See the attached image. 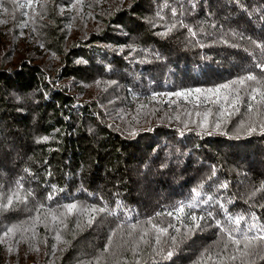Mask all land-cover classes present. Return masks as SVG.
<instances>
[{
	"label": "trees",
	"instance_id": "obj_1",
	"mask_svg": "<svg viewBox=\"0 0 264 264\" xmlns=\"http://www.w3.org/2000/svg\"><path fill=\"white\" fill-rule=\"evenodd\" d=\"M26 3L4 0L0 8V206L14 192L21 197L0 207L5 264H196L206 252H224L226 237L207 212L222 224L244 215L264 225V104L249 110L254 102L243 90L231 116L208 93L154 99L142 109L136 101L216 88L249 70L260 75L254 64L264 60L257 47L264 46V0H83L75 8V0H33L19 7ZM19 41L26 46L18 52ZM34 47L47 55L43 61ZM86 87L94 94L79 100ZM249 126L257 129L250 135ZM192 201L197 216H206L192 232L187 216L183 223L156 216ZM72 202L108 211L90 214L91 224L90 215L76 213L63 217L66 228L53 222L50 213ZM150 218L180 231L170 228L157 243ZM10 227L20 231L3 237ZM247 261L264 264L260 255Z\"/></svg>",
	"mask_w": 264,
	"mask_h": 264
},
{
	"label": "snow or ice",
	"instance_id": "obj_2",
	"mask_svg": "<svg viewBox=\"0 0 264 264\" xmlns=\"http://www.w3.org/2000/svg\"><path fill=\"white\" fill-rule=\"evenodd\" d=\"M83 0H75V3L71 5L72 8H75L77 5L82 4ZM4 0H0V8L3 7ZM12 3H16V0H12ZM33 0H27L26 4H20L19 7L25 8L32 6ZM4 11H8L7 8H4ZM191 35L195 36V32H191ZM257 47H260L262 51H264V46L257 45ZM254 68L260 70V75L255 74L252 70H249L246 75L241 76L235 80L230 81L227 84L220 85L216 88H210V89H189L186 92H176L172 93L171 95L177 96V97H183L184 99H188L190 95L193 93L202 94V93H208L209 95L215 96V103H223L227 105V108H224L221 111V115H227L231 116L234 114L235 111H237V105L241 102V90L245 92V94L250 98L253 104H249L248 108L251 110L255 104H264V60L261 62L255 63ZM249 82H252L256 86H252ZM237 86V87H233ZM221 89L225 91L226 94L221 95ZM231 97V99H230ZM155 98V97H153ZM196 99L199 101L200 96L197 95ZM228 109H232L233 111L229 112ZM204 126H207V114H205V120H204ZM217 128L220 127V124L217 123L215 125ZM243 126V125H241ZM257 129L256 127L249 126L248 134L255 132ZM260 130L262 133H264V124L260 125ZM211 134V133H209ZM183 135V133H181ZM43 140H47L48 137H43ZM19 187H23V185H19ZM221 187H227V184L221 185ZM261 191H264V185L261 186ZM255 193H253L254 195ZM196 197H199L201 194L200 192L195 193ZM13 196L16 200H21V197L19 196L18 192H14L12 196L7 197V201L5 204H3L0 207L3 208H9L11 207L13 203ZM48 199H53V195L49 193ZM23 199H27V197H24ZM212 198L207 197L203 203L207 204ZM200 207L199 204H197L195 201L189 202L187 204L181 203L178 206H176L173 210L167 211V212H158L156 213V216H162L167 215L169 217H173L176 221H179L180 223H183L182 217L187 216V218L192 222L190 225L185 226L186 231L192 232L194 228H199L200 224L199 221L205 220V215H200L199 217L195 214L193 209H196ZM44 205H39V209H43ZM63 211L57 215L54 212H51V219L53 222L62 225L63 227H67L66 224H64L63 217L70 216L73 213L79 214V215H90V214H96L101 212H106L108 209L101 207L97 208L96 206H90V207H81L78 206L77 203H67L61 206ZM38 209V210H39ZM114 214V213H110ZM207 218H212L215 220V225L219 229L221 233L224 234L226 237L224 243H223V254H218L216 257L212 255L210 252H206L201 256L199 260L196 261V264H208L209 261H214L215 259H219L220 264H224V260L228 261H236L240 260L241 264H248L247 257L252 255H260L261 259H264V254H261V251H257V249H261L264 251V246L260 244V242L264 241V225H260L255 222L256 218L253 217H245L244 215H237L227 216L226 224H222L221 220L215 219L213 217L212 212H207ZM36 219H39V217H36ZM95 219V215H90V218L88 219V223L91 224L92 221ZM251 219L254 222L249 224L247 221ZM242 222H244V227H241ZM147 223L150 225L151 230H153L156 233V242L159 243L161 236L169 235V229H174L176 232H179L180 229L176 227L175 224H168L166 227H161L158 224L152 223V218H150ZM228 225H231L232 227H229ZM133 229L136 228V225L133 224L131 226ZM253 229H256V232L253 233ZM20 231L19 228H8L6 231L3 232V237L9 236V234H12L14 232ZM147 236V231L143 233L141 236V240H144ZM57 239H61L59 234L57 235ZM173 242L176 241V237L172 236ZM4 239L0 238V243H4ZM229 245L232 246V248L235 250L234 253H229ZM173 256L172 251L167 252V257L171 258Z\"/></svg>",
	"mask_w": 264,
	"mask_h": 264
},
{
	"label": "rangeland",
	"instance_id": "obj_3",
	"mask_svg": "<svg viewBox=\"0 0 264 264\" xmlns=\"http://www.w3.org/2000/svg\"><path fill=\"white\" fill-rule=\"evenodd\" d=\"M38 3H36L37 5ZM3 31V30H2ZM4 32V31H3ZM4 34L1 33L0 31V48H2L3 46H5V42H4ZM22 46H26L24 45L21 41H19L16 45V50L19 52V47H22ZM30 49L33 47V46H28ZM37 54L41 57L42 61L45 59V52L40 49L39 47H34L33 48ZM81 92V95L78 96L79 97V100H85L87 98H91V96L94 94L95 92V88H91V87H86V89H83L80 91ZM71 93H74L73 91ZM175 96H172V95H158L156 96L155 98H145V97H142V98H136V101H137V104H139V109L145 105V102H149L150 100H157V101H168L170 99H173ZM152 125V123L150 124ZM196 215H198L197 212H195ZM7 261V258L5 256V252H4V248L1 247L0 245V264H5V262Z\"/></svg>",
	"mask_w": 264,
	"mask_h": 264
}]
</instances>
